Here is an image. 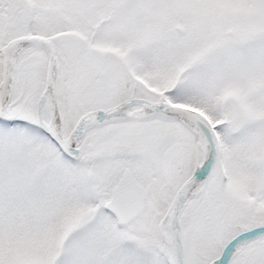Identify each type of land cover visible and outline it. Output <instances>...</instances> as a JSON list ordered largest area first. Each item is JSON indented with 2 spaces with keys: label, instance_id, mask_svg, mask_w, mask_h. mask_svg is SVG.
Segmentation results:
<instances>
[{
  "label": "snow or ice",
  "instance_id": "1",
  "mask_svg": "<svg viewBox=\"0 0 264 264\" xmlns=\"http://www.w3.org/2000/svg\"><path fill=\"white\" fill-rule=\"evenodd\" d=\"M0 264H264V0H0Z\"/></svg>",
  "mask_w": 264,
  "mask_h": 264
}]
</instances>
